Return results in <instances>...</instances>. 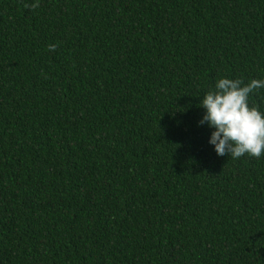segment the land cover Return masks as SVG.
<instances>
[{
  "label": "trees",
  "instance_id": "16d2710c",
  "mask_svg": "<svg viewBox=\"0 0 264 264\" xmlns=\"http://www.w3.org/2000/svg\"><path fill=\"white\" fill-rule=\"evenodd\" d=\"M25 2L0 0V264H264V156L199 124L217 79H264V0Z\"/></svg>",
  "mask_w": 264,
  "mask_h": 264
},
{
  "label": "clouds",
  "instance_id": "9594fccd",
  "mask_svg": "<svg viewBox=\"0 0 264 264\" xmlns=\"http://www.w3.org/2000/svg\"><path fill=\"white\" fill-rule=\"evenodd\" d=\"M39 6V0L24 3L31 10ZM47 47L55 51L57 45ZM261 88L264 79L253 78L245 83L240 78L221 77L203 95L199 106L205 111L199 124L207 123L214 129L209 143L214 145L217 155L227 154L232 159L264 156V112L249 103L250 94Z\"/></svg>",
  "mask_w": 264,
  "mask_h": 264
}]
</instances>
